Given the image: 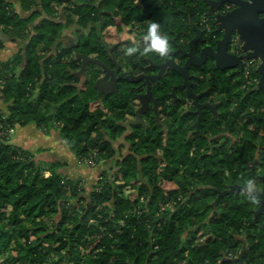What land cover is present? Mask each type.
<instances>
[{
  "label": "trees",
  "instance_id": "obj_1",
  "mask_svg": "<svg viewBox=\"0 0 264 264\" xmlns=\"http://www.w3.org/2000/svg\"><path fill=\"white\" fill-rule=\"evenodd\" d=\"M140 2L0 0V31L19 46L14 58L0 62L1 99L11 103V116L0 113V264H230L228 255L245 241L255 254L246 260L264 263V217L256 216L257 202H250L245 193L237 194L235 201H229L228 195L219 200L220 194L229 191L241 173L249 170L251 157L256 154L251 125H264V112L260 115L264 111L263 92L251 95L242 90L244 101L234 109L228 123L203 110L200 132L191 140L186 138V131L171 132L173 125L165 136L155 118L150 117L149 128L128 137L131 145L126 154L119 155L110 143L124 134L120 121L126 114L136 115L132 100L143 93L124 79L118 95L113 92L104 99L98 95L95 84L105 71L99 64L88 63L85 67L83 58H77L96 59L108 66V46L103 39L102 43L96 42L95 37L106 34L111 26L119 31L131 27L138 41L148 25L156 21L171 47L176 37L184 48L196 37L193 25L201 28L204 16L213 30L217 28L215 11L209 9L206 0H143L142 6ZM16 5L28 16L23 17ZM99 12H104V25ZM66 25L75 26V35L80 34L68 45L62 38ZM122 44L127 48L134 41ZM3 46L0 41V48ZM125 53H115L120 66L168 58L141 50L136 60ZM178 57L183 65L184 58ZM200 68L192 69L197 74L194 92L201 94L212 88L228 100L238 97L244 79L238 83L212 66ZM82 69L83 75L79 74ZM183 81L175 73L152 81L154 95H164L170 118L181 126L197 119V114L180 112L181 90L176 96L172 94ZM52 85L56 92L50 93L48 87ZM37 88L44 92L39 99L44 112L57 108L47 129H57L59 124L62 140L76 160L97 154L99 165L82 169L88 176L93 173L90 186L86 175H66L60 170L61 162L40 164L34 153L10 140L8 128L17 123L41 125L40 114L30 115L29 98ZM207 98L203 96L200 102L206 103ZM251 102L257 106L253 107L244 136L238 140V116L251 108ZM187 105L198 110L191 101ZM227 109L231 112L232 105ZM16 112L21 118L14 120ZM213 112L225 115L223 100ZM1 128L6 133L1 134ZM230 139L236 149L232 157L220 146ZM211 146L213 151L208 153L206 149ZM222 155L224 158L219 159ZM208 162L215 165L211 171L203 165ZM111 163L117 167L114 174L107 167ZM46 171L51 176H46ZM101 176L107 179V186L100 194L95 189L102 183ZM112 176L119 182L112 184ZM136 206L148 207L149 211L137 216ZM153 221L152 231L153 226L146 222ZM139 223L143 233L134 230Z\"/></svg>",
  "mask_w": 264,
  "mask_h": 264
},
{
  "label": "water",
  "instance_id": "obj_2",
  "mask_svg": "<svg viewBox=\"0 0 264 264\" xmlns=\"http://www.w3.org/2000/svg\"><path fill=\"white\" fill-rule=\"evenodd\" d=\"M227 3L233 4L236 8L226 15L216 14L215 21L218 25L217 32L223 34L222 39L216 42V47L206 46L201 53L198 54L196 52L195 44L202 37V31L196 29L197 36L190 41L188 50H185L182 45H177V50H170V55L162 64L156 65L153 63V65L160 70V74L157 76L141 75L134 77V75L130 74L131 72L127 74L122 72L121 67L116 68V74H113V71L109 66L96 59H90L84 56L77 58H83L85 67L88 63L99 64L102 66L105 74L103 78L99 79L95 84V88L98 90L101 98L102 96L113 94V92L118 95L119 84L125 79L126 82L133 85L141 84L136 90L146 88V94L153 98L155 109L158 107V102L152 91V81L161 80L165 74L169 73H175L182 76L184 78L183 83L174 88L172 94L176 96L177 90L186 89L188 91L189 97L194 98L198 107L196 114L199 116V124L203 116V110L207 109L213 111L216 107L210 104L202 105L199 103V99L202 98L204 94L196 95L192 90V79L195 78L190 72L192 67H202L207 64L209 59H211L215 62L218 70L227 71L235 70L239 67L243 69L244 60L249 61L251 59H258L261 62L258 68V71L261 74V82L259 86L251 91V93L261 89L264 90V0H207L208 6L215 11L221 10L222 6ZM234 34L240 36L246 56L238 57L229 52V45ZM0 40L13 41L12 38H9L2 31H0ZM115 48H117V46H114L112 50ZM24 54L26 55V52ZM178 56L184 58V65H181L176 60ZM114 64L118 65L116 60L114 61ZM83 71L84 69H82V73ZM146 94H140L137 98L142 102V99ZM111 143L114 144V142ZM242 188L243 187L237 186L232 187L229 191L220 194L219 200L226 195L233 194L235 190L242 191ZM260 196L262 198V205L257 210L256 216L264 214V193L260 194Z\"/></svg>",
  "mask_w": 264,
  "mask_h": 264
},
{
  "label": "flooded vegetation",
  "instance_id": "obj_3",
  "mask_svg": "<svg viewBox=\"0 0 264 264\" xmlns=\"http://www.w3.org/2000/svg\"><path fill=\"white\" fill-rule=\"evenodd\" d=\"M157 1V0H155ZM157 3V2H156ZM228 7H230L229 9H227ZM236 8V6H234L233 4H224L222 6L221 9L223 10H228V13L232 12L234 9ZM224 14V15H226ZM104 16V12H99V18L102 19V17ZM216 16V15H215ZM103 25L105 24V22L102 23ZM201 25V28H199L200 31H202V37L201 39L195 44V48H196V51L201 49L202 47H206V46H211V47H216V42L219 41L221 36H220V33L217 32V29H218V25H217V28L216 30H213L211 29V31L209 33H206L204 31V26L202 24ZM100 30H102L100 28ZM106 32V31H105ZM103 32V33H105ZM73 33L75 34V32L73 31ZM237 35V34H234L232 36V39L233 37ZM77 36V35H76ZM79 37H76L74 40H77ZM100 42L101 40L103 39V41L107 44H105L110 54V56H112V47L114 44L112 43H109L106 39V36L105 34L101 35L100 36ZM212 39H214V42H212ZM231 39V41H232ZM63 40L66 42L67 44V41L69 39L67 38H63ZM71 41V40H69ZM191 41V40H190ZM190 41L188 42V45L187 47H184L185 50H188L189 48V43ZM242 41V40H241ZM102 43V42H101ZM65 44V45H66ZM70 44V43H69ZM112 44V45H111ZM173 46L175 48V46H177L178 44L179 45H182L179 41H177L176 39V43L173 42ZM68 45V44H67ZM170 50H173L172 48ZM118 51L120 52H123V51H126V48H124V46H121V47H118ZM229 52L233 55H236L238 57H241V56H246V53L244 52L243 50V46H242V52H240L238 55L237 54H234L232 52V48H231V42H230V45H229ZM113 58V56H112ZM176 60L178 61L179 60V57L176 58ZM211 59L208 60V62L210 61ZM165 61V60H164ZM163 61V62H164ZM163 62H155L153 60H149V63H146L145 65L142 66V68L145 69V72H142L138 75H147V76H157L160 74V70L158 68H156L154 64L156 65H159V64H162ZM207 62V63H208ZM247 62L248 61H243V69L242 68H238V69H235V70H227V71H224L226 76L227 77H232L233 80H236L238 81V83H240L243 79V82H242V85L239 87L240 90L237 91V95L238 96L237 98L233 99V100H228L226 99V95L223 97V96H219L218 93H214L212 92V88H208L206 89L204 92H202L201 94H204L203 96H207L208 95V98H207V102L206 103H201L200 100L203 98H200L199 99V103L200 104H210L212 106H215L217 108L220 107V104L222 103V100L224 102V107H225V112H223V114L225 113L224 116L222 115H218V114H215L216 112H213L212 110H208L209 112H212L216 117L222 119V120H225L226 123H228L231 119L233 118L234 114L232 113L234 111V109H237L239 108V106L242 104V102L244 101V97L243 96V92L242 90H248L250 92L251 95L255 94V93H259V92H263L264 93V90L261 89L259 91H256V92H253L251 93V91L256 88L257 86H259V83L261 81V74L259 73L258 71V68H254V67H250L251 70H250V73H249V76L246 75L245 71L247 70ZM185 61H183V65H184ZM214 64V62H213ZM213 64L212 63H208L207 66L208 67H213ZM112 65V62L110 65L111 67ZM122 65V64H121ZM206 65V64H205ZM205 65L204 67L200 68V69H204L205 70ZM116 68L118 67H121L120 65H115ZM140 67L139 64H134L133 65V69L131 70V75H134V77L138 76V75H135V70ZM196 67H192L190 69V72H191V75L195 78L192 79V83H193V87H192V90L194 92V84L196 83V80H197V74L192 73V69L195 70ZM211 69H215V67L211 68ZM170 74L172 73H169V74H165L164 78L168 77ZM153 83V82H152ZM141 84H138V85H135V88H138ZM181 85V84H180ZM145 90L144 88H142V91L141 93H143ZM196 95H199L197 94L196 92H194ZM235 94V93H234ZM156 98L159 100L158 101V107L156 109V111H158V115H156V111H154L153 109H149L147 112H145V119L147 118H150V117H153L155 118V120L157 121L158 123V126L160 127V131L161 132H165V130L169 127V125H174V130H184L185 131V127L184 125L181 126L180 124H178L177 122H174V120H172L169 116V112L166 110L167 109V103L165 101V97L164 95H159V93L155 94ZM223 98V99H222ZM178 101L182 104L181 106V109H182V114L184 113H193V114H196L197 112V109H195L194 107H190L187 105L188 101H191L193 102L195 105V100L194 98L192 97H189L188 95V91L185 89V90H181V93L178 95ZM250 103V102H249ZM232 105V110L231 112L228 111V109L226 110L227 107H231ZM257 104H255L254 106V103L251 102V108L249 109H245V110H242L240 112V115L238 116L239 117V120L237 122V125H236V130L239 131L240 133V136H238V140H240L243 136H244V129H245V126L250 122L251 120V116L249 115V113L247 112L248 110H251L253 111L254 108L253 107H256ZM261 112H264V111H261ZM199 118V116H198ZM176 123V124H175ZM251 131L253 132V145L255 147H257L256 149V154L253 155L251 157V163L250 165L248 166L249 170L248 171H244L241 173L240 177L237 182L235 184H232V186H237V187H244L245 186V183L248 179H253L256 183V187L259 189V195L260 194H263L264 193V125L263 127L260 126V123L258 122H255L251 125ZM229 137H231L230 135H228ZM239 142V141H237ZM212 143V142H211ZM234 140H224L221 142L220 146L221 147H225L226 150H228V154H229V157H232L234 155V153L236 152V149H233L232 146L234 145ZM231 147V149H229ZM213 146H211L210 148H207V151L208 153H211L213 150H212ZM239 193H244L243 191L240 192L239 190H236L235 193L233 195H228L230 198H229V201H235L238 199V195ZM238 194V195H237ZM261 197V196H260ZM226 198V197H225ZM257 209L256 211L261 207L262 205V198H260L259 201H257ZM259 217H264V214L262 215H259ZM243 238V237H242ZM243 239H246V238H243ZM253 250H251V246L249 245V242L248 241H245V243L242 245V247L240 249H238L237 251L234 250L232 251L229 255H228V258H229V261H230V264H243V262H245L246 264H262L260 263V261H253V259H250V258H247L246 260V257H253L255 254H253ZM232 257V258H231ZM243 259V262H234L233 260L234 259H238V258H241ZM249 259V260H248ZM264 264V263H263Z\"/></svg>",
  "mask_w": 264,
  "mask_h": 264
},
{
  "label": "crops",
  "instance_id": "obj_4",
  "mask_svg": "<svg viewBox=\"0 0 264 264\" xmlns=\"http://www.w3.org/2000/svg\"><path fill=\"white\" fill-rule=\"evenodd\" d=\"M140 1H141L140 6H142L143 0H140ZM143 7H145V6H143ZM159 16H161V15H159ZM159 16H158V18H159ZM104 20H105V18L102 17L103 22H104ZM193 27L195 30L196 29L198 30V28L196 27L195 24L193 25ZM113 28H114L113 26L109 27L108 28L109 32H111ZM123 30H125V35L129 34V37H130L129 40H125V41L122 40V41H119L117 43H112V44H114L116 46L117 44H122V43L130 42V41H134V44H135L137 42L138 38L133 33L132 28L131 27H128V28L124 27ZM197 30H196V36H197ZM111 33H113L111 35H113L114 38L116 35L119 34V33H117V29H115V32H111ZM176 39H177L176 37L173 38L174 43H176ZM0 41H2V40H0ZM2 42H4V46H3V48H0V62H6V61L14 58V56L19 51V46L17 44L13 43L12 41H2ZM121 46H123V44ZM124 48H126V45L124 46ZM171 48L173 49V51L177 50V46H175V48H174V46ZM203 48L204 47L197 50L196 52L198 54H200L201 51L203 50ZM115 49L113 50L112 56L116 60V58H115L116 50ZM125 56H127L128 58L129 57L135 58L136 54L130 56V55H127L125 53ZM134 64H139V63L137 61H134V62L129 63L128 66H126V65L122 66V72H124L126 74L130 73L131 70L133 69ZM110 69L113 71V74H116V66H115L113 61H112V65H111ZM79 74H82V72L80 71ZM142 75H144V74H142ZM103 76H104V74H101L99 79H102ZM138 76H141V75H138ZM0 89H1V87H0ZM144 90L145 91L143 92V94H146L147 89L144 88ZM110 95L111 94H109L108 96H110ZM108 96H102V98L103 97L106 98ZM154 97L156 98L155 95H154ZM136 100H137V102L135 103V105L137 107L136 115L130 116V115L126 114L125 118L122 119V121H120L121 128H126V132L124 131V134L122 135L120 140H118V141L111 140L110 141V143L114 142V144H112V143L111 144L116 150L119 151V155L126 154V152L129 151L130 142L128 143L127 139L133 133L132 129L134 127H143L144 128L146 126V123L148 124V119L147 118L145 119V117H144L145 112H147L149 109H153L154 111H156L155 103L153 101V98L150 95H148V94L144 95L142 102L137 97H136ZM156 100H157V102L159 101L157 98H156ZM4 107H5V104L2 103L0 100V109H3ZM155 114L158 115V111H156ZM12 141L16 142L17 144H19L20 146H22L26 150H29L30 152L34 153L37 161L40 164H44V165L47 164L48 165V164L55 163V162H61V163H63V165H62L63 167L60 170H61V172L65 173L66 175L77 176L80 173H81V175L82 174L86 175V174H84V171L82 169H88V168L82 167L78 163V160H76V157H74V155L71 153L69 148L66 146L65 142L62 140L60 131L57 129L50 130V131H43V130L38 129L36 126H28L25 128H18L16 131V134L15 135L12 134ZM107 167L109 170H111L112 174H114V172L117 170L116 165L112 164V163L110 165L108 164ZM88 172H89V174L91 173L90 170H88ZM91 175L93 176V173H91L90 176L86 175L87 176V178H86L87 186H90L91 184H93V181H91L92 180Z\"/></svg>",
  "mask_w": 264,
  "mask_h": 264
},
{
  "label": "rangeland",
  "instance_id": "obj_5",
  "mask_svg": "<svg viewBox=\"0 0 264 264\" xmlns=\"http://www.w3.org/2000/svg\"><path fill=\"white\" fill-rule=\"evenodd\" d=\"M207 1V0H206ZM208 5V4H207ZM16 7V9H17V11L20 13V14H22V16L23 17H27L28 16V14H26V13H24L23 11H21V9H20V7H19V5H16L15 6ZM35 8V7H34ZM209 9H211L210 7H209ZM34 10V9H33ZM211 10H213V9H211ZM61 22H64V21H62L61 20ZM201 22H202V20H201ZM115 27L112 29V31L111 32H115ZM73 31H75V26H68V25H66V27L64 28V30H63V33H62V38H67V39H69V40H74L76 37H79L80 36V34H77V36L73 33ZM88 32H89V29L87 30ZM204 31L206 32V30L204 29ZM111 32H109V29H107L106 30V34H105V36H106V39H107V41L109 42V43H117V42H119V41H122V40H129V34L128 35H125V30H123V31H119V30H117V33H119L118 35H116L115 36V38H114V36L113 35H111ZM113 34V33H112ZM85 36V40H87V35H84ZM220 38H222L223 37V34L222 33H220ZM95 39H96V42H100V38L99 37H95ZM67 41V44H72V42L71 41ZM84 40V39H83ZM101 43V42H100ZM66 43H64V45H65ZM66 44V45H67ZM214 44H215V42H214ZM117 46V48L115 49L116 51H118V47H120V45L119 44H117L116 45ZM114 62V58H112V56H110L109 57V64L108 65H110L111 64V62ZM213 60H210L208 63H212L213 64ZM207 63V64H208ZM146 64V61L143 59V60H140L139 61V65H140V67L137 69V67H136V69L137 70H135V74L136 75H138V74H140V73H142V72H145V69L144 68H142V66L143 65H145ZM207 64L205 65V67L207 66ZM110 67V66H109ZM202 67H204V66H202ZM201 67V68H202ZM213 67H215V69L216 70H218L217 68H216V65H215V62H214V64H213ZM17 70V69H16ZM79 71H81L82 72V70H79ZM78 71V72H79ZM220 71V70H219ZM222 72H224V71H222ZM245 73H246V75L247 76H249V73L248 72H246L245 71ZM17 74V76H19V74L20 73H16ZM178 75V74H177ZM169 77V76H168ZM167 77V78H168ZM37 82V81H36ZM261 82V81H260ZM260 84V83H259ZM31 85V84H30ZM37 85V84H36ZM179 85H177V86H175L174 88H176V87H178ZM56 88H59V86L58 87H56ZM48 90L50 91V93H52V92H56V90H55V88L53 87V85L52 86H49L48 87ZM44 94V92H43V90L40 88H37V89H35L34 91H33V94L31 95V97L29 98V104H31L32 105V107H31V110H32V112L30 113V115H33V116H38L39 114H40V123H41V125L39 124V122H34V123H31V124H29V125H26L25 123H24V121L22 122V123H17L16 125H14L15 127H13L12 129H10V128H8L9 129V131H7V134L9 133V138H10V140L12 141V134H16V131H17V129L18 128H25V127H28V126H36L38 129H40V130H43V131H50V130H48L47 129V123L48 122H51L52 120V118L55 116V114H56V111H57V108L56 109H53V111H51V112H49V113H45L44 111H45V109H43L42 107H40V102H39V99H40V97L42 96ZM98 95H99V93H98ZM112 95V94H111ZM110 95V96H111ZM102 99H104V98H102ZM0 100H1V102L2 103H4L3 101H2V99H1V95H0ZM258 101L259 100H257V103H258ZM48 102H49V99H48ZM137 102V100L134 98L133 100H132V103H136ZM5 104V107L3 108V109H0V113H4L5 115H6V117H8L9 115L11 116V103H10V105H8V104H6V103H4ZM47 104V103H46ZM45 104V105H46ZM182 111V109H180V112ZM254 111V110H253ZM253 111H251V110H248L247 112L249 113V115L251 116L252 115V113H253ZM17 113V112H16ZM15 113V114H16ZM45 113V114H44ZM19 113H17L15 116H14V120H17V119H19V118H21L20 117V115H18ZM260 115H262V112H261V114ZM21 116H24V115H21ZM25 118H27V117H25ZM31 118H35L36 119V117H31ZM5 119V117H3V120ZM55 119V118H54ZM45 120V122H43ZM198 121H199V119H198V115H197V119L195 120V121H191V122H189V123H186L185 125H184V127L186 128L185 129V131L187 132L186 133V138L188 139V140H191L192 138H193V136L194 135H196V134H198L199 132H200V124H198ZM201 123V122H200ZM176 124V123H175ZM179 124V123H178ZM59 125V124H58ZM58 125H57V130H61L60 129V127L58 128ZM171 125V124H170ZM170 125H169V127H170ZM174 126V125H173ZM167 128L166 130H165V132H164V134H165V136L167 135V134H169V132H170V128ZM147 128H149V125L146 123V126L143 128V127H134L133 129H132V131H133V133L132 134H134V133H137V132H139V130H146ZM174 128V127H173ZM3 131L1 132V134H4V133H6L5 132V130H4V128H1ZM5 129H7V128H5ZM125 132H126V128H122ZM159 129H160V127H159ZM174 132V131H177L176 129L174 130H171V132ZM184 131V130H183ZM131 134V135H132ZM13 142V141H12ZM131 145V144H130ZM207 150V149H206ZM130 151V150H129ZM163 153V151H160L158 154H162ZM195 156V154L192 152V156ZM224 158V156L222 155V156H219V159H223ZM212 162H208V163H203V165L205 166V168H206V170L207 171H211L212 169H214V167H215V165H213V164H211ZM47 167V166H46ZM49 173V171H46V175ZM110 179V181H111V183L112 184H115L116 182H119V179H117L116 177H114V176H112V178H109ZM190 181L191 182H195V180L194 179H190ZM101 186H103V188H100V191H97L98 193H100L101 194V192H105V187L107 186H105V183L103 182L102 183V185ZM232 187H234V186H232ZM231 187V188H232ZM240 187V186H239ZM230 188V189H231ZM107 191H109L110 193H112L110 190H107ZM236 191V190H235ZM235 191H234V193H235ZM240 192H242V191H240ZM109 193V194H110ZM233 193V194H234ZM233 194H231V195H233ZM226 197V196H225ZM224 197V198H225ZM140 202L141 203H145V200H142V199H140ZM178 203L180 202L181 203V201L178 199V201H177ZM258 203V202H257ZM216 204V203H215ZM106 206H111L110 205V203H106ZM136 213H137V216H140V215H142V214H144L145 212L147 213L148 211H149V209H148V207H146V209H144L142 206H139V207H137L136 206ZM162 212V211H161ZM146 223H148L149 225H151V227L153 226V223L155 224L156 222L155 221H153V222H151V224L149 223V222H146ZM139 226L140 227H138L137 225H136V227H135V231L136 232H140V233H143L142 231H141V229H139V228H141V223H139ZM153 228V229H152ZM151 228V230L153 231L154 230V226ZM142 236H144V234L142 235ZM156 248H159V247H156ZM160 249V248H159ZM232 258V257H231ZM234 262H243V259H242V257L241 258H238V259H234L233 260ZM2 264H6V263H2ZM243 264H246L245 262H243Z\"/></svg>",
  "mask_w": 264,
  "mask_h": 264
},
{
  "label": "clouds",
  "instance_id": "obj_6",
  "mask_svg": "<svg viewBox=\"0 0 264 264\" xmlns=\"http://www.w3.org/2000/svg\"><path fill=\"white\" fill-rule=\"evenodd\" d=\"M141 44L143 45L142 49ZM170 49L171 45L167 34L161 30V25L158 22L153 21L148 25L142 39L126 48V54L131 56L142 50L144 54L154 53L160 57H167L170 55ZM241 190L250 202H257L261 198L253 179H248Z\"/></svg>",
  "mask_w": 264,
  "mask_h": 264
},
{
  "label": "built area",
  "instance_id": "obj_7",
  "mask_svg": "<svg viewBox=\"0 0 264 264\" xmlns=\"http://www.w3.org/2000/svg\"><path fill=\"white\" fill-rule=\"evenodd\" d=\"M230 7H228L227 9H229ZM219 10V11H215V15L216 14H226L228 12V10ZM214 15V16H215ZM201 24L204 26V29L206 30V33H209L212 29L211 25L209 24V18L204 16L202 19ZM242 46H243V42L240 39L239 35H235L231 41V48H232V52L234 54H239L240 52H242ZM261 62L258 59H251L247 62V70L246 72L250 73L251 68L250 67H254V68H258L260 66ZM97 154H93L91 157L89 158H84V159H77L78 163L83 166V167H90V168H96L99 165V160L96 157ZM46 176H51V173L49 172ZM99 181H101L102 183H106L107 179L103 178L102 176L99 177ZM102 183L99 186H96V191H100V188H103ZM142 200H144V198H142Z\"/></svg>",
  "mask_w": 264,
  "mask_h": 264
}]
</instances>
